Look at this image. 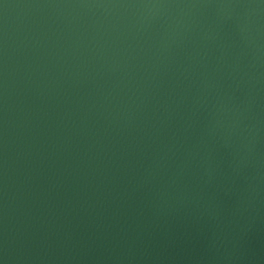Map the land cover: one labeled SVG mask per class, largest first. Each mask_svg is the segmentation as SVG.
I'll use <instances>...</instances> for the list:
<instances>
[{
	"label": "water",
	"instance_id": "obj_1",
	"mask_svg": "<svg viewBox=\"0 0 264 264\" xmlns=\"http://www.w3.org/2000/svg\"><path fill=\"white\" fill-rule=\"evenodd\" d=\"M0 264H264V0H0Z\"/></svg>",
	"mask_w": 264,
	"mask_h": 264
}]
</instances>
